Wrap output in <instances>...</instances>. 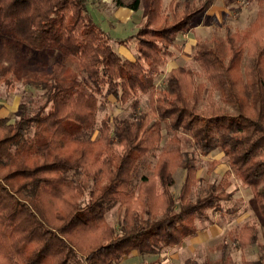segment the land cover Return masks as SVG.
<instances>
[{
  "label": "trees",
  "instance_id": "1",
  "mask_svg": "<svg viewBox=\"0 0 264 264\" xmlns=\"http://www.w3.org/2000/svg\"><path fill=\"white\" fill-rule=\"evenodd\" d=\"M141 1L116 0L134 10ZM215 1L151 5L134 33L113 37L88 0H0V89H25L16 117L0 115V264H118L197 235L198 221L231 201L233 191L229 180L205 182L182 151L180 133L201 154L218 148L227 156L264 219V0H245L259 3L247 29H228L213 45L198 40L192 59L199 69L178 65L157 84L173 48L183 49L179 35ZM112 39L134 44L135 58ZM39 53L50 60L28 68ZM56 53L62 57L51 59ZM142 95L150 108L137 114ZM108 96L135 111L112 120L104 112ZM165 128L172 146L137 180ZM180 167L186 176L175 196ZM203 182L205 192L191 198ZM115 205L119 225L107 218ZM237 231L242 245L259 239L256 222ZM229 261L223 253L202 264ZM144 264L164 263L158 257ZM186 264L200 263L188 257ZM245 264H264V257Z\"/></svg>",
  "mask_w": 264,
  "mask_h": 264
},
{
  "label": "rangeland",
  "instance_id": "2",
  "mask_svg": "<svg viewBox=\"0 0 264 264\" xmlns=\"http://www.w3.org/2000/svg\"><path fill=\"white\" fill-rule=\"evenodd\" d=\"M148 1L149 0H142L141 7L138 11L141 10V13H143V20L142 22L136 23L137 28L145 19L148 9ZM156 1V5L168 10L169 1ZM112 3V8L118 5L116 0H112ZM258 10L259 3L257 1L216 0L215 4L208 11L195 17V25L192 29L179 35V43L183 45V49L173 48V55L165 65L164 72L157 79L159 87L165 85L168 72L175 66L190 65L195 69H199L197 63L192 59L193 51L198 40L205 41L208 45H213L214 42L225 37L228 29L232 31L245 30L257 17ZM110 12L111 11H109L108 14H110ZM108 23L111 24L110 22ZM105 25L107 28L108 24L106 23ZM109 33L113 36L119 35V32L111 28ZM124 34L121 33V35ZM111 42L114 48L122 55L125 57L132 56V54H128V51L126 50H124L126 52L123 53L120 49L122 46L114 39H112ZM249 49L250 48L247 49V53L252 55L253 53H249ZM132 53H134L133 57L135 58L136 49L133 44ZM49 57L50 56L45 53H39L31 59H28L25 62V65L28 68H32L39 63L47 62V60L49 61ZM61 57L60 53H56L51 56V59H60ZM37 93L39 92L33 90L30 94L31 97L29 98L33 101L35 98L38 99V95H36ZM24 94V86L20 91L5 89V87L1 88L0 115H7L12 119L15 118L19 103L24 97ZM108 100L109 102L104 109V112L107 111L112 120L116 116L119 118L130 117L135 111L131 102L122 104L117 101L114 96H108ZM149 108V96L142 95L136 113H144L148 111ZM98 134L99 131L96 130L93 138L96 139ZM178 135L181 138L182 151L186 152L189 160L195 161L198 165V174L206 180L205 182H224L225 180H229L231 185L228 190L233 191V198L227 203L221 202L217 209L210 210L208 219L198 221V225L202 228L213 224L218 226H215L214 229H207L208 232H206L205 235H202L198 242L196 240L192 243V245L195 246L192 253L187 252L183 246L165 247L161 248L156 254H140L134 252L123 258L118 264H144L158 257L162 259L164 264H186V258L189 257V254H191L190 256L195 258L200 264H202L207 258L215 261L217 258L221 257L223 253L230 257L228 264H245L257 258L264 257V219L258 212L251 187L241 184L236 174L229 169L228 158L220 149H214L208 155H204L194 149L190 138L186 134L180 133ZM170 136L171 133L168 132L166 128L162 130V140L159 144V149H154L149 153L145 163L139 167L136 174L137 180H140L143 175L150 174L161 151L172 146L168 141ZM116 147L118 151L123 149V145L117 144ZM185 176L186 169L183 167L178 168L175 173L176 183L172 188L175 196L179 194ZM205 188V183H201L193 188L190 197L195 199L198 194L205 192ZM107 218L111 223L119 225L121 215L118 211L117 205L113 206L108 211ZM245 222L257 223L259 235L257 242H248L247 245H242V242L237 239V230ZM223 242H225L226 246L222 245ZM75 264L77 263L75 262Z\"/></svg>",
  "mask_w": 264,
  "mask_h": 264
},
{
  "label": "crops",
  "instance_id": "3",
  "mask_svg": "<svg viewBox=\"0 0 264 264\" xmlns=\"http://www.w3.org/2000/svg\"><path fill=\"white\" fill-rule=\"evenodd\" d=\"M170 1L171 0H167ZM89 2V7L91 9V11L93 12L96 20L109 32L110 28L111 29H115L117 32H119V35L117 36H113L111 33V36L113 37H126L132 33H134L138 28L136 27V23L137 22H142L143 18V13H141V10L138 11L134 10L130 7L127 6H122V5H116L114 8H112V0H88ZM142 3V1H141ZM157 1L156 0H149L148 1V9L151 5H156ZM141 7V6H140ZM147 9V12H148ZM110 12V14H108V12ZM146 12V15H147ZM145 15V17H146ZM108 22H110L111 24H109ZM107 28H106V25ZM122 34H127V35H121ZM122 47L120 48L123 53H125L126 51H128V54H132L131 57L128 58H134V53H132V45L126 46L124 44H120ZM134 45V44H133ZM126 50V51H124ZM176 67V66H175ZM215 226H218L216 224H213L211 226L208 227H201V229L199 230L198 234L191 237V238H187L183 244L181 246H183L185 248V250L189 253L193 252V249H195V246L192 245V243L194 241L197 240V242L200 240V238L202 237V235H205L206 232H208L207 229H214ZM176 247V246H175ZM191 254H189V257Z\"/></svg>",
  "mask_w": 264,
  "mask_h": 264
}]
</instances>
